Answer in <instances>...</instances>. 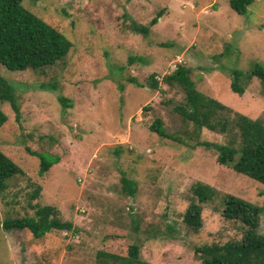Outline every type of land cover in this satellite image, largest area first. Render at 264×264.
Here are the masks:
<instances>
[{
	"label": "rangeland",
	"instance_id": "1",
	"mask_svg": "<svg viewBox=\"0 0 264 264\" xmlns=\"http://www.w3.org/2000/svg\"><path fill=\"white\" fill-rule=\"evenodd\" d=\"M21 4L71 46L42 70H10L0 63L19 109L15 117L8 102L0 101L6 115L0 150L22 169L0 199V264H94L98 249L125 253L129 243L139 245L149 264H199L195 246L240 238L241 223L220 214V196L231 193L261 205L264 185L219 164L213 145L233 138L238 147V129L196 128L176 110L185 102L183 90L163 77L179 65L189 67L195 88L229 107L220 117L240 112L264 123L258 78L247 80L241 95L229 88L231 69L264 67V0H253L241 15L228 0ZM159 9L146 36L131 29V21L146 24ZM150 74L159 81L156 89L147 84ZM155 117L176 140L149 129ZM29 150L57 154L59 161L39 175L38 156ZM121 176L135 182L132 196L122 190ZM195 181L211 185L217 195L202 205V225L191 232L180 219ZM36 185L40 190L32 198ZM29 204L52 205L77 231L52 229L35 238L26 229L1 226L5 218L32 216ZM258 231L264 235L263 212Z\"/></svg>",
	"mask_w": 264,
	"mask_h": 264
},
{
	"label": "trees",
	"instance_id": "2",
	"mask_svg": "<svg viewBox=\"0 0 264 264\" xmlns=\"http://www.w3.org/2000/svg\"><path fill=\"white\" fill-rule=\"evenodd\" d=\"M22 0H0V63L10 70L27 68L42 70L62 59L68 52L71 42L58 30L50 26L40 17L26 9ZM253 0H228V6L237 14H245L246 7ZM162 9L142 24L131 21V29L135 33L147 35L150 26L156 23ZM229 88L241 95L247 80L252 76L258 78L264 89V67L254 64L250 70L238 68L230 71ZM166 84L175 83L184 92L185 102L176 106L181 116L192 122L196 128L206 127L221 133L238 129L239 146L233 145V138L226 143H215V160L219 164L230 166L235 172L246 175L264 185V123L259 118H250L240 112H234V118H222L219 114L229 107L218 99L198 91L190 77V68L179 65L163 77ZM244 79V81H242ZM128 82L141 86L134 77ZM243 82V84L241 83ZM147 84L158 88L159 81L150 74ZM58 100L67 104V100L59 96ZM0 101H7L18 117V104L15 102L14 90L11 83L0 75ZM6 115L0 110V125ZM149 129L161 137L176 140L163 127L161 119L155 117L149 124ZM209 146L210 142H198ZM208 148V147H206ZM29 153L38 156V174L42 175L53 163L59 161V155L51 152ZM237 154V157L235 155ZM15 174H22L20 169L4 152L0 150V199L7 188L8 180ZM122 190L133 195L135 182L121 176ZM40 190L36 185L30 193L35 198ZM188 204L181 213V224L186 231L197 232L202 225V205L211 200L217 191L211 185L195 181L189 186ZM262 203L257 205L231 193H223L220 197V214L227 220L239 221L242 233L238 239H227L223 242H203L194 247V253L200 260L199 264H264V235L258 231L259 216L264 213V189L261 191ZM34 209L32 216H15L5 218L1 226L5 229H26L35 238L44 235L52 229L71 230L77 227L70 221L57 217L52 205L29 204ZM137 222L133 228L137 229ZM167 227H169L167 225ZM94 264H149L139 255V245L129 243L125 253L100 248L96 251Z\"/></svg>",
	"mask_w": 264,
	"mask_h": 264
}]
</instances>
